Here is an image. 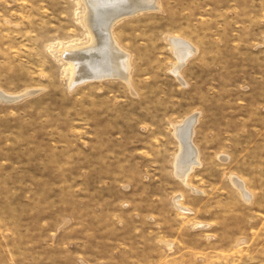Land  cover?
Segmentation results:
<instances>
[{"label": "rangeland", "instance_id": "obj_1", "mask_svg": "<svg viewBox=\"0 0 264 264\" xmlns=\"http://www.w3.org/2000/svg\"><path fill=\"white\" fill-rule=\"evenodd\" d=\"M83 15L0 0V264H264V0H155L111 28L128 83L69 88ZM170 38L194 49L179 77Z\"/></svg>", "mask_w": 264, "mask_h": 264}, {"label": "bare ground", "instance_id": "obj_2", "mask_svg": "<svg viewBox=\"0 0 264 264\" xmlns=\"http://www.w3.org/2000/svg\"><path fill=\"white\" fill-rule=\"evenodd\" d=\"M79 1L84 6L82 21L87 29L90 43L84 48L66 49L61 54V58L69 71V88L87 81L110 77L120 78L128 83L129 58L113 40L111 28L118 20L136 13L137 10L152 8L155 5V0ZM169 43L177 59L176 64L173 65L172 73L179 77V69L194 52V49L186 41L179 38H170ZM14 99L16 97L0 92V100L11 101ZM195 122L196 117H189L174 127V135L180 144V150L174 164V175L185 185L191 170L199 165L197 152L191 144ZM231 182L239 189L244 199H249V195L245 192L240 181L232 177ZM190 189L195 192L193 188L190 187Z\"/></svg>", "mask_w": 264, "mask_h": 264}, {"label": "water", "instance_id": "obj_3", "mask_svg": "<svg viewBox=\"0 0 264 264\" xmlns=\"http://www.w3.org/2000/svg\"><path fill=\"white\" fill-rule=\"evenodd\" d=\"M143 10H146V8H144V9H142V10H137L136 12H138V11H143ZM135 13V12H134Z\"/></svg>", "mask_w": 264, "mask_h": 264}, {"label": "crops", "instance_id": "obj_4", "mask_svg": "<svg viewBox=\"0 0 264 264\" xmlns=\"http://www.w3.org/2000/svg\"><path fill=\"white\" fill-rule=\"evenodd\" d=\"M192 144V143H191ZM192 146H194L193 144H192ZM176 159V158H175ZM175 162V161H174ZM198 163H199V161H198ZM198 166V165H197Z\"/></svg>", "mask_w": 264, "mask_h": 264}]
</instances>
